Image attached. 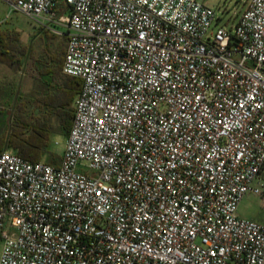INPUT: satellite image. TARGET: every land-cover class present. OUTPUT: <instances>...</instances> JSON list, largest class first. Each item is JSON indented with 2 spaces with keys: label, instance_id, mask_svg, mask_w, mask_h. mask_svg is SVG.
<instances>
[{
  "label": "built area",
  "instance_id": "2783aa9c",
  "mask_svg": "<svg viewBox=\"0 0 264 264\" xmlns=\"http://www.w3.org/2000/svg\"><path fill=\"white\" fill-rule=\"evenodd\" d=\"M1 1L82 89L59 165L0 151V264H264V0Z\"/></svg>",
  "mask_w": 264,
  "mask_h": 264
},
{
  "label": "trees",
  "instance_id": "16d2710c",
  "mask_svg": "<svg viewBox=\"0 0 264 264\" xmlns=\"http://www.w3.org/2000/svg\"><path fill=\"white\" fill-rule=\"evenodd\" d=\"M44 32L49 33L46 29ZM51 38L58 37L52 34ZM29 51L21 44L20 32L0 33V62L14 72L22 70ZM44 52L42 57L34 61L35 80L39 83L35 95L24 102L23 98L15 94L14 84L9 85L7 101L13 99L14 111L11 126L0 128V151L14 152L34 163L47 159V162L59 165L61 157L50 149L54 134L52 119L58 118L60 131L68 137L75 115V100L81 92L82 82L62 75L64 51L55 54L52 48L44 47ZM51 83L58 85L60 97L53 93Z\"/></svg>",
  "mask_w": 264,
  "mask_h": 264
},
{
  "label": "rangeland",
  "instance_id": "374dc122",
  "mask_svg": "<svg viewBox=\"0 0 264 264\" xmlns=\"http://www.w3.org/2000/svg\"><path fill=\"white\" fill-rule=\"evenodd\" d=\"M207 6L213 8L219 15V22L215 23L213 28L218 26H225L229 30L235 28L239 21V18L243 12L247 9L249 0H199ZM71 10L68 8L66 0H60L58 5V14L69 16ZM53 29L65 32V29L58 25H53ZM17 31L21 34V44L27 47L29 51L28 58L24 60V66L22 67L25 77L21 79V87L15 88V94L17 97L23 98L25 102L30 96L35 95L39 89V84L35 81L36 73L34 71V61L44 55V47L53 49V52L61 53L66 49L67 39L63 37L51 38L52 33L44 32L39 24L31 21L26 16L19 12H15L11 7L0 0V33ZM53 53V54H54ZM58 58V57H57ZM2 63V62H0ZM19 72H2L0 70V128L7 129L11 126L14 102H8L7 90L10 84H14V81H19ZM12 79V80H11ZM53 93H57L56 96L60 97L61 92H58V85L51 83ZM4 109V110H3ZM52 126L54 134L52 135L51 152L58 156H62L64 148L67 142V136H65L59 129V121L57 117H53ZM45 160V159H44ZM47 161V159L45 160ZM258 187L264 192V173L256 181ZM238 215L241 218L253 220L259 223H264V201L261 197L254 194H247L242 200Z\"/></svg>",
  "mask_w": 264,
  "mask_h": 264
},
{
  "label": "crops",
  "instance_id": "0c3cea01",
  "mask_svg": "<svg viewBox=\"0 0 264 264\" xmlns=\"http://www.w3.org/2000/svg\"><path fill=\"white\" fill-rule=\"evenodd\" d=\"M56 14L57 15H59L58 14V8H57V11H56ZM67 47V46H66ZM64 52L66 53V49L64 50ZM64 61H65V55H64ZM0 70L2 71V72H12V70H11V68L10 67H8L7 65H5V64H3V63H0ZM20 73V75H22V77H20V80L19 81H14V87H16V88H20L21 87V79L22 78H24L25 77V73L23 74L22 72H19ZM62 75L65 77V78H73V77H71V76H68V75H66L65 73H64V62H63V72H62ZM12 80V79H11ZM37 84H39L38 83V81H35ZM72 82H70L69 84H71Z\"/></svg>",
  "mask_w": 264,
  "mask_h": 264
}]
</instances>
